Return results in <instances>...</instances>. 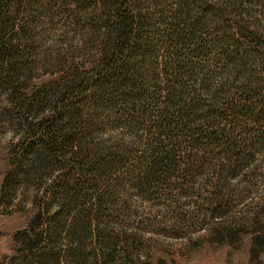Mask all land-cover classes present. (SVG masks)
Instances as JSON below:
<instances>
[{
    "label": "trees",
    "instance_id": "1",
    "mask_svg": "<svg viewBox=\"0 0 264 264\" xmlns=\"http://www.w3.org/2000/svg\"><path fill=\"white\" fill-rule=\"evenodd\" d=\"M44 1L24 0L25 14L44 10ZM73 1L86 7L74 17L93 53L88 63L62 65L51 86L55 117L32 118L37 95L17 102L26 127L22 151L50 164L70 157L81 176L88 172L103 180L122 168L123 178L150 193L182 189L199 175L196 146L202 156L216 146L215 165L221 169V151L236 145L226 126L243 114L256 120L264 110V25L258 23L264 0ZM8 15L9 6L0 5V64L12 71L13 53L4 40ZM83 113L99 124L129 126L132 138L120 141L116 135L85 153L76 141L79 128L89 124ZM214 174L212 200L222 177L220 170ZM96 182L90 186L96 188ZM63 183L85 182L66 177ZM105 187L99 193L102 204L112 191ZM92 222L81 226L96 235L98 264H120L119 236L106 233L99 221L92 230ZM53 240L35 233L36 247L21 264H59Z\"/></svg>",
    "mask_w": 264,
    "mask_h": 264
},
{
    "label": "rangeland",
    "instance_id": "2",
    "mask_svg": "<svg viewBox=\"0 0 264 264\" xmlns=\"http://www.w3.org/2000/svg\"><path fill=\"white\" fill-rule=\"evenodd\" d=\"M60 3L46 0L44 10L29 16L24 0L0 2L9 6L4 40L13 53L12 71L0 64V264L23 263L39 231L54 237L50 247L57 250L59 264H98L96 235L81 226L90 219L91 226L99 221L106 233L119 236L120 264H264V110L256 120L243 114L226 126L236 145L221 151V169L215 165L216 146L204 156L196 146L199 175L182 189L143 192L123 178L122 168L103 180L88 172L81 176L70 157L50 164L22 151L26 129L17 102L37 95L32 118L55 117L51 86L62 65L88 63L93 53L74 17L86 7L78 8L73 0ZM258 19L264 25V11ZM85 114L88 127L76 133L85 153L116 135L120 141L132 138L129 126L99 124L100 119ZM217 170L222 177L218 198L212 200ZM66 177L85 186L65 187ZM93 180L96 188L90 186ZM105 185L112 191L102 204L99 193Z\"/></svg>",
    "mask_w": 264,
    "mask_h": 264
}]
</instances>
